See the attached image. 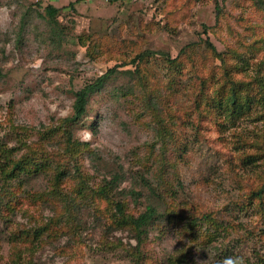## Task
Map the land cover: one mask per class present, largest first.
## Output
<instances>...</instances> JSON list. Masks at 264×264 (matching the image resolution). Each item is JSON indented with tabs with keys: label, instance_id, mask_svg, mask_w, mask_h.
<instances>
[{
	"label": "rangeland",
	"instance_id": "obj_1",
	"mask_svg": "<svg viewBox=\"0 0 264 264\" xmlns=\"http://www.w3.org/2000/svg\"><path fill=\"white\" fill-rule=\"evenodd\" d=\"M71 2L75 8L69 6ZM49 5L60 9L51 25ZM27 7L46 18L33 15L36 21L27 23L28 31L21 25ZM259 38H264V0H0V144L21 146L19 156L25 143L40 140L42 130L71 114L79 88L120 65L106 87L92 94L74 135L99 153L96 163L88 154L83 159L96 181L109 176L118 162L127 165L135 152L139 155L135 168L149 172L144 161L148 157L151 166L154 156L145 143H154L156 154L161 141L151 143L152 130L130 115L133 96L116 92V87L130 84L133 78L125 70L135 65L123 66V58L149 51L141 67L145 80L160 88L166 111L183 116L173 127L179 139L175 174L183 184L179 200L186 196L203 210L213 211L217 222L214 227L204 223L203 229L209 225L211 241L192 249L193 257L207 264H223L228 257L238 264H264V213L253 204H243L247 190L241 187L242 180L258 181L264 172V157L257 145L264 137V116L260 115L264 95L258 83L264 82V43L251 49ZM207 40L219 52L240 53L230 57L227 70L236 80L252 82L244 113L229 111L224 99L228 85L219 103L216 95L225 82V68L207 48ZM183 50L186 53L173 66L169 58ZM195 69L205 76L214 102L213 114L202 121L199 131L193 106ZM172 78L178 82L177 90L164 94ZM88 133L90 138L83 139ZM171 154L170 150L165 156ZM133 184L127 176L122 186ZM21 203L15 219L0 217L1 264H16L14 243L27 251L23 256L41 264H165V258L180 248L169 229L165 233L156 229L141 245L143 258L136 262L131 253L134 239L124 231L102 233L85 213L77 236L66 235L55 247L49 241L29 252L22 233L31 225L30 215L46 209ZM14 234L18 240L12 239Z\"/></svg>",
	"mask_w": 264,
	"mask_h": 264
},
{
	"label": "trees",
	"instance_id": "obj_2",
	"mask_svg": "<svg viewBox=\"0 0 264 264\" xmlns=\"http://www.w3.org/2000/svg\"><path fill=\"white\" fill-rule=\"evenodd\" d=\"M74 3L71 2L69 6L75 8ZM59 11L60 9L53 5L47 7V13L51 16L47 19L50 25L56 22L55 17ZM33 15L40 16V18L43 16L40 12L27 7L21 18L23 30L28 31L27 23L36 21L32 18ZM42 18L46 19L45 16ZM52 28L55 30L54 27ZM57 34L63 37L62 31L58 30ZM258 42L264 43V38L254 40L251 49L256 47ZM206 46L212 55L221 60L225 68V82L216 95L219 103H223L222 91L228 85L224 99L229 111L232 114L244 113L249 106L252 82L236 80L227 70L230 67V57L239 52L230 49L219 52L209 40L206 41ZM185 53L186 50H183L179 56L169 58L171 64L176 67L177 61ZM149 55V51H138L129 60L124 57L123 66L135 65L134 69L125 70L133 78L130 84L116 87V92L118 90L122 94L133 96V106L129 108V113L131 116L134 115L136 121L148 131L152 130L154 140L152 139L151 143L161 141L156 154L154 153L155 144L145 143L146 151H150V155L154 156L151 166L147 164L148 157L144 161L149 172L135 168L139 159V155L135 152L127 165L125 162H118L115 168L108 171L109 176L104 175L102 179L96 181L86 169L83 159L84 155L88 154L93 163H96L99 153L90 146L88 141L76 138L74 135V126L87 113L92 94L106 87L112 75L119 71L120 65H115L106 73L79 88L75 93L71 114L60 118L48 130H42L40 140L33 144L25 143V151L19 153V156L17 154L21 146L20 148L6 147L0 144L2 156L0 160V217L8 221H10L9 218L15 219L17 206L22 204V200L48 210L45 214L46 211L38 209L36 213L30 215V221H27L31 225L24 230L25 233H22L21 241L29 252L33 251L32 248L35 246L44 247L49 241L55 247L59 245L55 242L60 237L77 236L81 225L84 224V214L88 213L102 233L124 231L129 239L136 241L131 251L136 262L143 258L141 245L149 238L150 233L156 229L165 233L169 229L179 242L180 248L165 258V264H207L205 260H196L192 255V249L203 242L210 243L211 235L207 234L210 230L209 225L214 227L217 222L214 220L213 211L203 210L186 196L184 200H179V191L182 190L183 184L175 174L178 158L175 153L179 150L177 146L179 139L173 127L183 116L166 111L168 107L165 108L162 103L163 93L160 88L155 84L149 85V82L145 80L141 67ZM262 63H264V58ZM193 75L195 81L192 83L194 87H197L192 88L195 89L193 106L198 113L196 126L199 131L203 126L202 121L213 114L212 103L214 102L209 95L208 83L202 72L195 69ZM258 83L263 96L264 82L260 79ZM177 87L178 82L172 78L167 85L165 84L164 94L177 90ZM260 115L264 116V112ZM257 145L258 152L264 157V137ZM170 150L172 154L169 157L165 156V153ZM172 169L174 172H171ZM38 173L41 176H37ZM127 176L135 184L122 186ZM38 178L46 179V181L40 183L37 181ZM241 182V187L247 190V197L242 199L243 204H253L261 213H264V172L260 174L258 181L247 179ZM27 222L20 221L25 227ZM204 223H209L206 225L207 229H203ZM13 237V240H18L16 234ZM113 244L116 246L114 242ZM13 248L15 252L13 250L12 260L16 264L42 263L34 257L23 256L27 251L24 252L23 248L15 243Z\"/></svg>",
	"mask_w": 264,
	"mask_h": 264
},
{
	"label": "clouds",
	"instance_id": "obj_3",
	"mask_svg": "<svg viewBox=\"0 0 264 264\" xmlns=\"http://www.w3.org/2000/svg\"><path fill=\"white\" fill-rule=\"evenodd\" d=\"M91 136V133H88L86 136L83 137V139H89ZM223 264H238V261L232 257L225 258L223 261Z\"/></svg>",
	"mask_w": 264,
	"mask_h": 264
}]
</instances>
